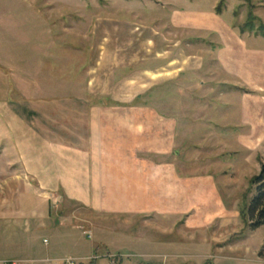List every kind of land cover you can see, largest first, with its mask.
<instances>
[{
	"label": "rangeland",
	"instance_id": "1",
	"mask_svg": "<svg viewBox=\"0 0 264 264\" xmlns=\"http://www.w3.org/2000/svg\"><path fill=\"white\" fill-rule=\"evenodd\" d=\"M219 1L0 0V22L3 26L0 36H4L7 41L3 44L5 47L0 49V112L2 113L5 100L13 112L18 110L19 101L29 99L52 106H67L68 100L71 101L68 96L70 93L79 95L83 91L82 87L86 82L80 78L86 63L87 67L91 63L93 65L97 58L106 62L102 66L98 65V73L107 79V101L111 100V96L126 98L134 91L133 81H130L131 77L137 76L132 75L134 71L157 67V59L163 64L171 57L173 64L177 66L179 62L175 58L185 59L189 56L187 62L199 57L204 59L205 63L198 68L190 63L188 69L179 71V74L183 72L187 75V91L197 88L203 91L211 88L217 90L219 87L223 89L217 84L223 73L215 64L211 51L199 48L203 46L202 40H206V36H209L207 40H212L213 37L203 28L196 29L181 24L195 26L204 21L215 24L214 18L203 14L210 10L222 22L228 23L242 36L249 38L256 34L246 30L240 32V28L247 22L249 12L253 16L251 21L254 26L264 24V0H222L218 6ZM217 6L219 13H216ZM219 23L218 21L217 24ZM158 54L159 57L155 58ZM134 60L136 64H132ZM25 69L28 70L27 74ZM98 73L96 71V75ZM112 74L128 75L129 81H125L123 85L115 83L111 81L114 78ZM25 75H29V80L20 79ZM74 76L76 80L73 79ZM178 78L179 75L165 85L164 82L153 85L150 87L151 94L146 90L137 102L151 100L162 107L163 100L160 97L164 89L175 93L180 85ZM71 79L76 86L72 87ZM152 82L153 77L142 82L141 88L148 87V83ZM96 83L98 85L101 82ZM95 89L94 92L97 91ZM236 95H228L231 102H238ZM210 97L205 98H213ZM189 98L187 94L186 99L190 100ZM76 99L78 101L84 97L77 96ZM95 99L88 97L92 102L97 100ZM174 99L179 100L171 97L169 101ZM213 99L225 102L229 98L220 95ZM212 105L214 104H210ZM213 108L206 106L203 109L204 120L210 119L219 124L238 123V113L234 108L225 109L215 105ZM189 117L192 118L191 112ZM192 131L195 134H190L187 140L189 146L195 147H189V152L200 162L198 169L209 170L214 176L225 215L230 220L226 226L229 231L211 235L195 228L183 230L182 227L172 226L165 231L157 230L150 234L153 237L148 252L150 255H142V249H139V254L136 252V256H119L116 252L106 250L107 252L96 251L94 259L108 261L111 258V263L115 261L120 264H130L133 261L138 264H264V225L250 228L241 213L253 195L250 177L264 161V139L262 144L246 146L231 137H225L224 131L242 133L248 132L247 129L232 127L223 131L212 128L211 135L204 134V130ZM11 137L12 134L0 115V264L21 258H41L45 251H50V255H60L61 259L72 258L77 264L93 261L77 259L73 255L85 253L88 243L101 234L96 224H90L88 228L83 223L84 211L81 208L65 205L58 209L55 204L53 211L51 210L49 227L39 224L40 219L42 220V214L39 213L45 215V199H40V194L36 195L32 181L21 170L16 147L9 144ZM253 137L252 135L248 139ZM31 206L36 212L33 216L29 212ZM60 210L61 215L68 218L59 221L57 216ZM37 219L39 223H36ZM86 229L90 230L88 238L84 233ZM70 238L77 245L75 252L68 245L67 240ZM212 243L228 244L223 251H217ZM79 247L83 250L79 251ZM52 263L48 259L47 264Z\"/></svg>",
	"mask_w": 264,
	"mask_h": 264
},
{
	"label": "crops",
	"instance_id": "2",
	"mask_svg": "<svg viewBox=\"0 0 264 264\" xmlns=\"http://www.w3.org/2000/svg\"><path fill=\"white\" fill-rule=\"evenodd\" d=\"M203 14L214 18L215 24L204 21L195 26L181 25L203 28L215 38L207 40L209 36L205 35L207 38L202 40L203 46L199 48L211 51L215 64L223 73L217 83L223 89L219 87L217 90L211 88L203 91L197 88L187 91V75L183 72L179 74V71L188 69L190 63L198 68L205 63L204 59L199 57L187 62L189 56L185 59L175 58L179 62L177 66L171 57L163 64L157 59V67L134 71L132 75L137 76L130 79L134 91L126 98L111 96V100L107 101V79L98 73V65L102 66L106 62L97 58L93 65L91 63L87 67L86 63L80 78L86 82L83 91L79 95L70 93L68 96L71 101L68 100L67 106H52L29 99L19 101L18 110L13 112L5 100L0 115L12 134L9 144L15 145L21 170L32 181L36 195L40 194V199H45V215L39 213L42 214V220L39 223L37 219L36 223L49 227L51 210L55 204L58 209L65 205H76L84 211L83 223L88 228L90 224L100 228L101 234L88 243L85 253H73L75 258L88 261L96 257V251L106 250L116 252L119 256H136V252L139 254V249H142V255H150L148 252L153 242L150 234L172 226L182 227L183 230L195 228L211 235H220L228 230L226 226L230 220L225 215L214 176L209 170L198 169L200 162L189 152V147L195 146L188 145L187 137L195 134L192 130H204V134L211 135L212 128L224 131L236 127L247 129L248 132L224 131L225 137H231L246 146L263 143L264 37L251 35L245 38L210 10ZM2 32L0 22V34ZM5 42L4 36H0V49L5 47ZM132 64H136V61ZM27 72L25 69V74ZM177 75L180 79L179 88L175 93L164 89L160 97L163 100L162 107L151 100L131 103L135 96L146 90L151 94L150 87L153 85L161 82L165 85L176 79ZM127 76L116 74L111 81L123 85L129 81ZM151 77L154 82L141 88L142 82L145 83ZM20 79L29 80V75ZM73 79L76 80L75 76ZM74 80L72 87L76 86ZM96 82L104 83L97 85ZM94 85L97 89L93 88ZM227 86L229 88H225ZM239 88L246 90L241 91ZM94 89L97 91L94 92ZM187 94L190 100L186 99ZM220 95L229 99L225 102L213 99ZM228 95H236L238 102H231ZM77 96H83L84 99L77 101ZM207 96L213 98L206 100ZM88 97L97 100L92 102ZM171 97L179 100L169 101ZM189 103L190 106L187 105ZM210 104L237 110L238 123L219 124L210 119L204 120L203 109L206 106L212 109L214 105ZM252 135L253 139H248ZM50 198L53 200L50 201ZM29 210L31 216L36 213L32 206ZM57 217L62 221L67 216L61 215L60 210ZM85 231L90 234L89 229ZM67 242L75 252V240L70 238ZM226 244L212 243V247L223 251ZM48 253L50 251H45L41 258H21L15 262L47 264L48 259H51L52 264H59L62 257ZM89 261L79 264H120L101 258Z\"/></svg>",
	"mask_w": 264,
	"mask_h": 264
},
{
	"label": "trees",
	"instance_id": "3",
	"mask_svg": "<svg viewBox=\"0 0 264 264\" xmlns=\"http://www.w3.org/2000/svg\"><path fill=\"white\" fill-rule=\"evenodd\" d=\"M221 2L222 0L219 1L218 6ZM218 6L216 13H219ZM248 17L247 22L240 28V32L246 30L247 32L264 37V24L259 23L254 26L251 21L253 16H251L250 12L248 13ZM140 96H135L131 103H136ZM250 183L253 185V195L241 213L246 218L248 226L255 228L264 225V161L260 163L257 172L250 177Z\"/></svg>",
	"mask_w": 264,
	"mask_h": 264
},
{
	"label": "built area",
	"instance_id": "4",
	"mask_svg": "<svg viewBox=\"0 0 264 264\" xmlns=\"http://www.w3.org/2000/svg\"><path fill=\"white\" fill-rule=\"evenodd\" d=\"M84 233H85V236H86L87 238L90 236L89 232L84 231ZM94 258H95V257L93 256V257H91V258H89V259H94ZM110 261L112 262L111 258H110ZM3 263H4V264H16L17 262H15V261H4ZM59 264H77V263H75V262H74V259H72V258H64V259H61V260L59 261Z\"/></svg>",
	"mask_w": 264,
	"mask_h": 264
}]
</instances>
